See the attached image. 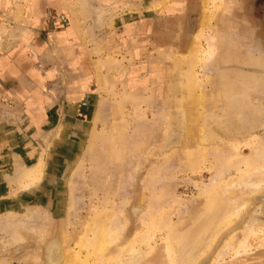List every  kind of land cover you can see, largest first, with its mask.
<instances>
[{"label":"rangeland","instance_id":"1","mask_svg":"<svg viewBox=\"0 0 264 264\" xmlns=\"http://www.w3.org/2000/svg\"><path fill=\"white\" fill-rule=\"evenodd\" d=\"M84 2L106 10L102 26L95 12L85 22L77 15ZM207 3L0 1V264H45L56 237L87 264H183L218 200L249 201L244 219L263 225L248 235L240 227L202 263L264 264V209L239 187L223 196L249 170L237 162L264 141V0ZM206 11L212 21L203 26ZM201 28L195 78L185 63ZM39 159V182H13L18 163ZM105 214L120 230L100 254L83 243ZM149 235L153 253L132 262L127 248H144Z\"/></svg>","mask_w":264,"mask_h":264},{"label":"bare ground","instance_id":"2","mask_svg":"<svg viewBox=\"0 0 264 264\" xmlns=\"http://www.w3.org/2000/svg\"><path fill=\"white\" fill-rule=\"evenodd\" d=\"M205 1V4L207 5V1L208 0H204ZM205 5V6H206ZM208 9V6H206ZM93 6L90 5L89 2H84V4L82 5H79L78 7L75 8V11L77 13V15H79L83 21L85 20V18L87 16H90L92 15L93 12L96 13V22L95 24L98 26H102L105 22V19H106V10H104L103 8H93ZM91 13V14H90ZM93 15H95L93 13ZM87 19V18H86ZM81 20V19H80ZM212 21V16H210V13L208 11H206V14L204 15V19H203V26H207L208 24H210V22ZM85 22V21H84ZM79 23V22H78ZM94 26V25H93ZM98 29V28H97ZM202 29V28H201ZM16 30H20V29H16ZM91 30V29H90ZM95 30V29H94ZM204 29L200 30L198 32V34L196 35V38L194 39L193 41V44L191 46V49H190V52H189V55H188V59L185 63V67H190V73L189 74L191 77L195 76L193 75V73H195V68L198 64H200L201 59H199V50H200V46H201V40L203 39V31ZM14 32V31H13ZM17 32V31H16ZM19 33V32H18ZM86 33V34H85ZM94 33V32H93ZM88 35L89 32L87 29H83V35ZM82 35V33H81ZM17 36V35H16ZM90 36V35H89ZM88 36V37H89ZM84 37V36H83ZM82 37V38H83ZM87 36H85L86 38ZM15 38V37H14ZM18 40V38H17ZM91 40V39H90ZM213 45V44H212ZM114 62V61H113ZM125 67V66H124ZM107 68V67H106ZM187 70L189 68H186ZM185 70V69H184ZM109 71V70H108ZM186 72V70H185ZM108 73V72H107ZM186 75V74H185ZM197 76V75H196ZM195 76V78H196ZM108 77V76H107ZM106 77V79L104 78V75H103V81L106 82V80H108ZM101 79V80H102ZM194 79V78H192ZM112 81V80H111ZM186 81V80H185ZM102 82V81H101ZM103 82V83H104ZM193 82V81H192ZM195 82V81H194ZM193 82V83H194ZM188 84V82H187ZM186 84V85H187ZM184 86V84H183ZM189 86V84H188ZM263 86V85H262ZM190 88V87H189ZM262 89V88H261ZM190 90V89H189ZM193 94H195L193 92ZM191 96V95H190ZM189 96V97H190ZM193 96H197V94L193 95ZM200 96H198L196 98V101L197 102H200L201 103V99ZM187 99V98H186ZM184 98V100H186ZM190 99V98H189ZM203 100V99H202ZM191 101V100H190ZM195 101V100H194ZM195 101V103H196ZM192 102V101H191ZM151 103V102H150ZM184 103H186L184 101ZM188 103V101H187ZM186 103V105H187ZM194 103V104H195ZM192 104V103H190ZM185 105V104H184ZM195 105H198V103H196ZM202 105V103L200 104V106ZM138 106V105H137ZM203 106V105H202ZM201 106V107H202ZM200 107V109H201ZM197 108V107H196ZM102 109V107H101ZM206 109V108H205ZM198 110V109H197ZM195 109L194 113H198ZM102 111V110H101ZM100 111V112H101ZM191 111V110H190ZM197 111V112H196ZM200 111V110H199ZM167 112V111H166ZM188 113V112H187ZM192 113V112H191ZM95 115V114H94ZM167 115V114H165ZM164 116V115H163ZM187 118H188V114L186 115ZM197 116V115H196ZM95 117V116H94ZM98 117V116H96ZM95 117V118H96ZM162 117V116H161ZM169 117L170 114H169ZM200 117V116H198ZM97 119V118H96ZM188 120V119H187ZM96 121V120H95ZM168 121V120H167ZM194 121V120H193ZM196 121V120H195ZM98 122V121H97ZM190 122V121H189ZM187 123V122H186ZM192 123V122H191ZM190 124V123H189ZM195 124V122L193 123ZM193 124H192V127H193ZM96 125V124H95ZM151 125V124H150ZM191 125V124H190ZM136 126V125H135ZM96 127V126H95ZM113 127V126H112ZM152 127V126H151ZM191 128V126H189ZM169 128V127H168ZM113 129V128H112ZM164 129V128H163ZM135 130V129H134ZM167 130V129H166ZM56 131V130H55ZM113 131V130H112ZM195 130L192 132L194 133ZM95 133V132H94ZM143 133V132H142ZM192 133L190 132L191 136H192V139H195L197 140V135H192ZM203 133V132H201ZM200 133V134H201ZM98 134V133H97ZM100 135V134H99ZM114 135V134H113ZM133 135V134H132ZM91 136V135H90ZM186 136V135H185ZM115 138V137H114ZM130 138V137H129ZM262 138V137H261ZM116 139V138H115ZM153 139V138H152ZM191 139V140H192ZM98 140V139H97ZM109 140V139H108ZM127 140V139H126ZM131 140V139H130ZM135 141V140H134ZM188 141V140H187ZM113 142V141H112ZM115 142V141H114ZM133 142V141H132ZM153 142V141H151ZM258 142V141H257ZM107 143V142H106ZM190 143V141H189ZM194 143V142H193ZM108 144V143H107ZM112 144V143H111ZM137 144V143H136ZM135 144V145H136ZM198 145V144H197ZM148 146V145H147ZM146 146V147H147ZM153 146V144H152ZM90 148V149H89ZM88 150H91L92 146H89ZM195 148V147H194ZM195 150V149H194ZM92 151V150H91ZM143 151V150H142ZM191 151V149H190ZM203 151H206V146L203 145L201 143L200 145V152H203ZM42 152V151H41ZM197 152V150L195 151ZM205 153V152H204ZM230 153V152H229ZM104 154V153H103ZM110 154H112L110 152ZM193 154V153H192ZM191 154V155H192ZM217 155V153H215ZM252 155H250L249 158H247V160H239L236 164L237 167H241L242 164L244 165L245 163L249 162L250 166H249V170L245 171V172H242L239 174V176H237V178H231L232 180L227 182V184L224 186L225 189V192L223 193V196H225V194H230V195H233L236 194V193H232L231 191V188L232 187H239L240 190H243L245 191L244 194L245 195H248L252 197V201L254 203H257V206L256 208L259 209V210H262L264 209V141H262L260 144H258L257 146L254 147V150L252 151L251 153ZM137 155V154H136ZM135 155V156H136ZM140 155V154H139ZM197 155H198V152H197ZM204 155V154H203ZM206 155V154H205ZM112 156V155H111ZM142 156V155H141ZM193 156V155H192ZM196 156V154L194 155V157ZM248 156V155H247ZM113 157V156H112ZM170 157V156H169ZM168 157V158H169ZM193 157V159H194ZM201 157L198 155V158ZM203 157V156H202ZM84 158V157H83ZM137 158V157H136ZM196 160L194 159L193 162L195 163V161H198V158L195 157ZM204 158V157H203ZM139 159V158H138ZM142 159V158H141ZM189 159V158H188ZM192 159V158H191ZM212 159V158H211ZM83 160V159H81ZM171 160V159H170ZM169 160V161H170ZM202 160V159H201ZM236 160V159H235ZM167 161V162H169ZM112 162V161H111ZM251 162L254 163L252 165V168H251ZM173 163V162H172ZM132 164V162H131ZM196 164V163H195ZM44 163L42 161V159H39L37 161L36 164L32 165V166H26L25 164H17V168H16V171L14 172V181L16 184H18L21 188L23 187H26L27 184L29 185L30 183L33 184L35 182H39V180L41 179V176L43 175V170H44ZM164 166V165H163ZM179 166V165H178ZM182 166V165H181ZM128 169V168H127ZM162 169V168H161ZM169 169V168H168ZM122 171V170H121ZM75 172V170H74ZM117 172V171H116ZM125 172V171H124ZM224 172V171H223ZM121 173V172H120ZM222 172H220V174H218V176H222ZM71 175H74L71 174ZM123 176V175H122ZM109 177V176H108ZM74 178V177H73ZM72 180V176L70 178V181ZM30 181V182H29ZM212 181V180H211ZM29 182V183H28ZM30 184V185H31ZM151 186V185H150ZM238 188V189H239ZM119 189V188H117ZM224 190V189H223ZM222 190V191H223ZM235 190V189H234ZM237 190V189H236ZM235 190V192H236ZM239 190V191H240ZM241 192V191H240ZM222 193V192H221ZM239 193V192H238ZM229 197V195H227ZM233 196H230L231 198H233ZM227 197V198H228ZM231 198H228V199H231ZM222 200V198H221ZM224 200V203L226 202L225 198L223 199ZM236 200V199H234ZM219 202L216 201L215 205H216V208H213L212 212H208V213H204V216L202 218V220L200 221L199 220V223L196 224V226L201 223H204L206 222L204 225V228L201 230L200 228L202 227H198L200 229V231H202V233H200L202 235L201 239L197 240V236L194 238L192 236V238L197 241L193 243V239L190 240V237L188 238V235H187V238L190 240L189 243L191 244L190 247H187V248H190V250H186L188 251L187 254L184 259H182V263L183 264H204L202 262L205 261V258L208 257L209 253L212 251H214L215 253H217V250L219 248V251L218 253L221 255L222 251H220V249L222 248V246H224L223 248H225L226 246L228 245H224L225 243L227 244L229 240H233L234 239V236L236 235V233L238 232V229L240 227H242L243 229L247 228V235L254 231L255 229V226L256 224L258 223V219H254V217H248L246 219H244L245 217L243 216V214L247 211V209H249L250 205H249V201L247 200H244L240 203H237L235 204V201L233 204H228V206H223L222 205V201L220 202V200H218ZM228 201H231V200H228ZM214 205V204H213ZM214 205V206H215ZM256 210V209H254ZM259 212V211H258ZM254 213V211H253ZM109 214V213H107ZM105 214L106 216V219H103V221L100 223L99 222V225H94L92 227H90L89 229V233H90V236L87 238V240L84 241L83 243V247L85 249L88 248L89 250V247H93L94 248V251L96 253H104L106 250L108 251V247L114 243L118 237H119V230H117V227H116V230H115V227H113L114 229H112V225L110 224L107 225V222H110L112 221L109 217H111L112 215H107ZM257 214V212H256ZM255 215V214H254ZM96 217V216H95ZM251 218V219H250ZM114 219V218H113ZM251 221V222H250ZM112 223V222H111ZM157 223V222H156ZM197 223V222H196ZM249 223H253L251 224V226L249 225ZM262 222L259 221V225L261 224ZM257 224V226H259ZM263 225V223H262ZM114 226V225H113ZM194 225V228L196 227ZM256 226V227H257ZM111 227V228H110ZM196 227V228H197ZM262 229H263V226H261ZM192 231V230H191ZM196 231V230H195ZM199 231V230H198ZM260 231V230H259ZM150 233V232H149ZM177 233V232H176ZM188 234V232H185ZM196 233V232H195ZM244 233V232H243ZM148 234V233H147ZM197 234V233H196ZM121 235V234H120ZM180 235L183 236V233H181ZM185 235V234H184ZM189 235H190V232H189ZM246 235V234H245ZM145 236V235H144ZM176 236V234H175ZM199 236V235H198ZM200 237V236H199ZM152 238L150 235L147 236L145 239H143V241H141V244L144 245V248L143 246L140 247L139 246H129V248H127V252L132 256L131 257V260L133 262V260H138V262L142 259H144L145 257L151 255L154 251V246L152 244H150V242L152 241ZM176 238V237H175ZM174 238V239H175ZM178 238V236H177ZM184 239L186 238L183 237ZM179 237V241L177 242H185L184 239ZM86 239V238H85ZM187 239V240H188ZM15 240V239H14ZM151 240V241H150ZM118 241V240H117ZM10 242V241H9ZM187 244L184 243V245ZM182 245V244H181ZM241 246V245H240ZM183 247V246H182ZM243 247V246H242ZM245 247V246H244ZM173 248V246H172ZM185 248V247H183ZM45 256H46V263L47 264H62V262H64L63 260H67L65 261L66 263L65 264H87L86 261V258L83 260H81V258L77 259L76 257H68L65 253H64V250H63V246L61 245V242H60V239L59 238H55V239H52V240H49L46 245H45ZM176 249V248H174ZM230 249V248H229ZM247 249V248H246ZM183 250V249H182ZM181 250V251H182ZM232 250V249H231ZM106 251V252H107ZM177 251V250H176ZM74 253V252H73ZM177 253V252H176ZM182 253V252H181ZM184 253V252H183ZM185 254V253H184ZM213 254V253H211ZM218 254V256H219ZM105 255V254H104ZM216 255V254H215ZM67 256V257H66ZM128 256V255H127ZM178 256V255H177ZM217 256V257H218ZM66 257V258H65ZM114 257V256H113ZM123 257V256H122ZM220 257V256H219ZM216 258V257H215ZM123 259V258H122ZM209 259V258H208ZM219 259V258H218ZM81 262H80V261ZM99 260V259H98ZM180 261V260H179ZM121 262V261H119ZM131 262V261H130ZM45 263V262H44ZM45 263V264H46ZM209 264H212L211 261Z\"/></svg>","mask_w":264,"mask_h":264},{"label":"crops","instance_id":"3","mask_svg":"<svg viewBox=\"0 0 264 264\" xmlns=\"http://www.w3.org/2000/svg\"><path fill=\"white\" fill-rule=\"evenodd\" d=\"M1 1V0H0Z\"/></svg>","mask_w":264,"mask_h":264}]
</instances>
